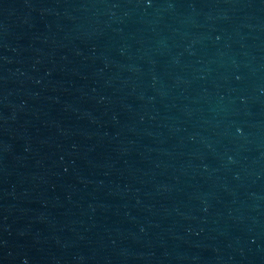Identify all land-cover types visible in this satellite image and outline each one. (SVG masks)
Returning a JSON list of instances; mask_svg holds the SVG:
<instances>
[{"label": "water", "instance_id": "water-1", "mask_svg": "<svg viewBox=\"0 0 264 264\" xmlns=\"http://www.w3.org/2000/svg\"><path fill=\"white\" fill-rule=\"evenodd\" d=\"M0 129L78 264H264V0H0Z\"/></svg>", "mask_w": 264, "mask_h": 264}]
</instances>
